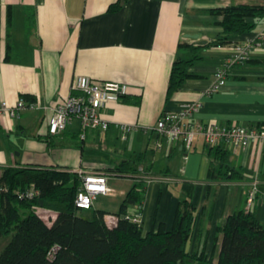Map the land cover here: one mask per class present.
Segmentation results:
<instances>
[{
	"label": "crops",
	"instance_id": "crops-1",
	"mask_svg": "<svg viewBox=\"0 0 264 264\" xmlns=\"http://www.w3.org/2000/svg\"><path fill=\"white\" fill-rule=\"evenodd\" d=\"M115 1L0 0V100L13 104L23 96L41 104L0 120V168L37 164L101 172L108 185L117 189L112 191L116 199L97 196L92 204L105 210L107 218L116 217L137 175L113 171L119 160L111 155L120 154L121 160L144 152L152 167L140 213L142 231L150 229L154 219L169 228L178 199L185 196L195 214L189 243L195 242L194 249L213 254L216 260L222 236L216 227L227 214L249 209L264 223V141H250L235 149L220 144L241 177L212 178L201 136L196 135L186 149L180 141L159 139L152 126L161 114L188 100L201 101L191 116L197 122L264 123V17L252 30L232 35L228 43L206 45L222 30V15L211 8L262 1L125 0L107 9ZM256 36L260 45L250 51V60L231 66L224 84L207 93L215 68L232 51L231 44ZM196 39L207 41L196 43ZM188 44L200 46L196 50L200 58L188 67L199 75L186 78L167 97L172 62L191 55ZM77 74L124 81L128 91L100 108L108 120L106 129L87 128L82 138L79 120L73 117L65 129L49 134L51 107L71 93ZM122 123L135 124L126 136ZM161 161L165 166L154 169ZM254 180L258 189L247 207V192ZM127 210L134 214L137 205L129 204Z\"/></svg>",
	"mask_w": 264,
	"mask_h": 264
},
{
	"label": "trees",
	"instance_id": "trees-1",
	"mask_svg": "<svg viewBox=\"0 0 264 264\" xmlns=\"http://www.w3.org/2000/svg\"><path fill=\"white\" fill-rule=\"evenodd\" d=\"M123 1L116 0L107 9H115ZM260 1L211 8L222 15L219 21L222 30L206 45L225 44L232 35L252 30L264 17V0ZM188 47L189 57H176L172 62L167 97L186 78L199 75L188 67L200 58L196 52L200 46L188 44ZM204 147L210 158V177H241L239 170L229 164L223 146ZM151 167L144 152L122 158L114 165L113 171L117 173L137 175L120 202L115 223L109 225L105 210L75 204L81 185L77 171L37 164L2 166L0 187L6 189H0V264H264V223L249 209L234 210L217 225L216 231L222 236L216 260L203 249H188L195 214L192 202L185 196L178 199L169 228L154 219L150 229L143 232L139 221L122 217L121 214H128L129 204H136L141 213ZM30 184L38 188L39 194L20 197L18 191ZM37 205L56 211L51 224L35 211ZM53 244L58 248L55 257L48 259L47 252Z\"/></svg>",
	"mask_w": 264,
	"mask_h": 264
},
{
	"label": "built area",
	"instance_id": "built-area-1",
	"mask_svg": "<svg viewBox=\"0 0 264 264\" xmlns=\"http://www.w3.org/2000/svg\"><path fill=\"white\" fill-rule=\"evenodd\" d=\"M260 45V37L247 38L244 41L231 44L232 51L227 55L214 70V81L208 92H212L222 86L225 82L228 70L236 63L244 62L250 54L253 47ZM71 93L63 101L51 107V114L48 116L47 131L49 134H55L62 131L67 126L71 118L76 117L80 123V136L83 138L87 128L106 129L108 120L101 113L100 108L109 100H117L127 93L128 84L124 81L115 79L95 80L85 74L74 76ZM41 104L36 100H26L19 96L11 104L5 99L0 100V120L8 115L17 117L24 108L35 109ZM46 108V105H43ZM201 106L200 100H188L181 102L176 110H168L161 114L152 126V129L158 136H164L172 140L182 142L186 149L191 147L196 135L202 137L203 144L215 145L224 144L229 148L245 146L250 141H264V123L256 126H247L237 121H230L227 124H219L216 121L197 122L191 119V116ZM135 124L122 123L123 135L126 136L134 128ZM159 146V143H157ZM81 185L75 196V204L78 207H90L99 194L112 192L114 189L108 185L107 177L101 172L79 170ZM147 178L148 175H147ZM1 188L6 189L5 186ZM257 181L251 182L246 196V206L249 207L257 192ZM20 197L31 198L39 194L38 188L30 184L23 190L18 191ZM264 201V191L262 192ZM35 211L48 224H51L56 217V211L52 208L41 205L35 206ZM124 216L141 223L138 210L134 214H125ZM117 216L110 215L105 218L111 225L115 223ZM57 244H53L48 252V259L55 257Z\"/></svg>",
	"mask_w": 264,
	"mask_h": 264
},
{
	"label": "rangeland",
	"instance_id": "rangeland-1",
	"mask_svg": "<svg viewBox=\"0 0 264 264\" xmlns=\"http://www.w3.org/2000/svg\"><path fill=\"white\" fill-rule=\"evenodd\" d=\"M159 139H161V140H163L164 142H166L167 140H170L169 138H167V137H164V136H159ZM111 156H113V158H117L116 160H120V158H121V155L120 154H116V156H114V155H111ZM160 165V166H159ZM165 165H164V162H159V163H156L155 164V168L154 169H157V168H163ZM114 188V191H116L117 189L115 188V187H113ZM98 197H99V199H101V200H114V199H116L117 198V196H114V194H112V192H108V193H106V194H99L98 195ZM1 245H2V243H1V241H0V248H1ZM195 242H194V244H193V246H192V243H189V249L190 250H193L194 248H195ZM216 254V253H215Z\"/></svg>",
	"mask_w": 264,
	"mask_h": 264
},
{
	"label": "water",
	"instance_id": "water-1",
	"mask_svg": "<svg viewBox=\"0 0 264 264\" xmlns=\"http://www.w3.org/2000/svg\"><path fill=\"white\" fill-rule=\"evenodd\" d=\"M188 35H189V36H193V37H195V38L198 36L197 33H195V34H193V35H192L191 33H188ZM206 41H207V39H196V40H195L196 43H205ZM121 216L123 217L124 214H121Z\"/></svg>",
	"mask_w": 264,
	"mask_h": 264
}]
</instances>
